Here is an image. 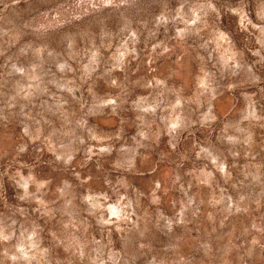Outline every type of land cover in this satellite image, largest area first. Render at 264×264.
<instances>
[{
  "label": "rangeland",
  "instance_id": "1",
  "mask_svg": "<svg viewBox=\"0 0 264 264\" xmlns=\"http://www.w3.org/2000/svg\"><path fill=\"white\" fill-rule=\"evenodd\" d=\"M0 264H264V0H0Z\"/></svg>",
  "mask_w": 264,
  "mask_h": 264
}]
</instances>
